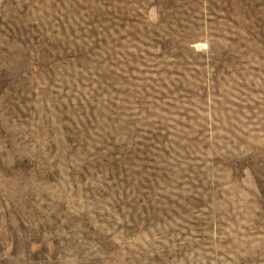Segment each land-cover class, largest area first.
<instances>
[{"label": "rangeland", "instance_id": "374dc122", "mask_svg": "<svg viewBox=\"0 0 264 264\" xmlns=\"http://www.w3.org/2000/svg\"><path fill=\"white\" fill-rule=\"evenodd\" d=\"M0 264H264V0H0Z\"/></svg>", "mask_w": 264, "mask_h": 264}]
</instances>
